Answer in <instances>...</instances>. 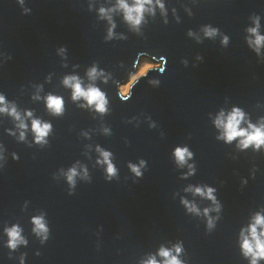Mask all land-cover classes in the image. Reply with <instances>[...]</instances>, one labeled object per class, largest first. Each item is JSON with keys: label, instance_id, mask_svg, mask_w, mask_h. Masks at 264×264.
Wrapping results in <instances>:
<instances>
[{"label": "water", "instance_id": "obj_1", "mask_svg": "<svg viewBox=\"0 0 264 264\" xmlns=\"http://www.w3.org/2000/svg\"><path fill=\"white\" fill-rule=\"evenodd\" d=\"M159 3L134 27L118 0H0V107L21 117L0 112V264H164L161 248L182 264H250L241 243L264 216V145L226 142L215 121L239 108L241 128L264 124V44L249 31L264 36V0ZM143 59L158 66L124 99ZM72 76L105 94L104 113L73 100ZM33 120L51 125L40 143ZM177 148L192 153L183 164Z\"/></svg>", "mask_w": 264, "mask_h": 264}, {"label": "clouds", "instance_id": "obj_2", "mask_svg": "<svg viewBox=\"0 0 264 264\" xmlns=\"http://www.w3.org/2000/svg\"><path fill=\"white\" fill-rule=\"evenodd\" d=\"M158 5L163 9V4L159 3L157 0ZM152 0H134L132 5L127 3V0H118V7L123 10L124 18L127 22L131 25L139 26L142 19L143 14L147 10L146 5H151ZM101 14L105 13L104 9L100 10ZM251 33L255 35V45L257 46V50L260 45L264 44V36H260L257 33V28L249 29ZM216 32V29L206 28L205 35L212 36ZM112 32L111 29L109 30V38H111ZM227 42V37H225V43ZM97 75V70L93 67L89 71L90 78L94 79ZM64 84L66 86H70L73 89V100H77L83 98L87 101L89 106L95 105L96 111L100 113H104L106 111V104L107 100L105 94L97 87L89 86L87 89H84L81 86V83L77 77H66L64 80ZM124 99H127V92L128 89L124 88ZM5 100L3 96H0V104H4ZM63 101L59 97H48V107L52 109L56 114L61 113L62 111ZM0 112H8L12 115L15 119L21 120L19 113L16 112L15 108H7L0 107ZM27 115H31V113H27ZM245 119V114L239 108H234L233 111L226 117L218 118L215 123L218 127L223 129L222 137L226 142H232L236 140L238 137L240 138L239 146L242 149H246L249 146H254L256 149H259L262 145H264V124L260 126L253 125L251 123L248 124V128H241L240 124ZM20 128H25L26 125L21 121ZM51 129V125L49 123H43L39 120L32 121V130L35 134V141L40 143L44 140V138L48 135ZM24 133L21 132L20 138L23 139ZM175 157L177 161L181 164L185 162V158L191 157L192 153L188 151L187 148H177L175 149ZM104 161L108 164L107 173L109 176L115 174V168L109 161L110 153L102 152ZM17 157L14 156V159ZM143 163V162H142ZM137 175H140L139 169L136 166H130ZM191 167V166H190ZM76 175L75 169L70 170V174L68 175V180L71 182L73 177ZM213 188H207L206 192L201 188L197 187L195 192L200 195H206L209 199L215 202V196ZM190 210L195 211L194 206L190 207ZM207 209L205 213H207ZM34 223L36 228L41 232H46L47 229L45 228L44 224L41 221V218H34ZM212 221H209V226L211 227ZM258 227L260 231L258 232ZM248 236H244L241 243V249L243 255L245 257H250V264H258L259 260H264V216L257 213L253 219V223L249 225L248 229ZM7 234L9 236L8 246L12 249H15L18 243L24 242L22 237L20 236V230L18 227L13 226L11 229H7ZM181 247L177 245L175 247L176 253L181 252ZM159 255L164 257V264H182V262L177 258V256L172 255L171 250L161 248ZM146 264H158V262L151 258L149 259Z\"/></svg>", "mask_w": 264, "mask_h": 264}, {"label": "rangeland", "instance_id": "obj_3", "mask_svg": "<svg viewBox=\"0 0 264 264\" xmlns=\"http://www.w3.org/2000/svg\"><path fill=\"white\" fill-rule=\"evenodd\" d=\"M148 61H150L149 59H143L142 61H141V63L139 64V67L137 68V71H136V73L134 74V76L132 77V78H130L129 79V81L125 84V85H122V86H120L119 87V92L121 93V95H125V93H123L122 92V88H125L127 85H129L130 83L129 82H131V84L139 77V76H141V75H144L145 73H146V71L147 70H145L144 71V66H145V64H147L148 63ZM158 65L156 64V67H157ZM152 68H154V67H151V68H149V69H152ZM141 69V70H140ZM143 69V70H142ZM148 69V70H149ZM133 79V80H132ZM131 80V81H130ZM130 87V86H129ZM128 92H129V89H128ZM128 92H127V94H128Z\"/></svg>", "mask_w": 264, "mask_h": 264}, {"label": "bare ground", "instance_id": "obj_4", "mask_svg": "<svg viewBox=\"0 0 264 264\" xmlns=\"http://www.w3.org/2000/svg\"><path fill=\"white\" fill-rule=\"evenodd\" d=\"M151 67H156V63L154 62V61H148V63L147 64H145V66H144V71L145 70H148L149 68H151ZM141 70V69H140ZM143 70V69H142ZM133 80V79H132ZM131 81V80H130ZM130 84L129 85H127L125 88H127V89H129L130 87V85H131V82H129ZM122 90V92L124 93V88H122L121 89Z\"/></svg>", "mask_w": 264, "mask_h": 264}]
</instances>
